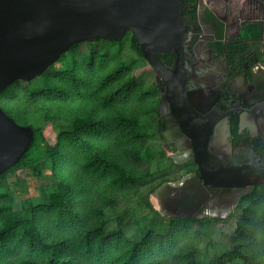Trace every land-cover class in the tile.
Instances as JSON below:
<instances>
[{
	"label": "trees",
	"instance_id": "1",
	"mask_svg": "<svg viewBox=\"0 0 264 264\" xmlns=\"http://www.w3.org/2000/svg\"><path fill=\"white\" fill-rule=\"evenodd\" d=\"M128 32L129 46L144 57ZM122 38L90 41L117 43ZM78 44L61 53V69L50 70L55 61L37 75L41 88L30 87L34 76L17 78L0 91L1 107L33 127L23 153L0 173V264H204L197 231L185 221L216 219L167 216L171 224H185L166 234L147 229L131 238L121 227L123 215L117 214L118 226L107 229V209L137 194L138 183L149 174L141 156L146 138L160 136L157 100L135 82L127 60L100 51L85 61L73 51ZM46 121L61 128L54 143L44 134ZM19 168L37 173L50 168L54 179L44 195L47 203L24 215L14 211L12 194L4 186L8 173ZM244 198L237 209L246 214L239 218L230 246L205 264H264V200L256 207ZM146 204L154 220L166 216L148 196Z\"/></svg>",
	"mask_w": 264,
	"mask_h": 264
},
{
	"label": "flooded vegetation",
	"instance_id": "2",
	"mask_svg": "<svg viewBox=\"0 0 264 264\" xmlns=\"http://www.w3.org/2000/svg\"><path fill=\"white\" fill-rule=\"evenodd\" d=\"M182 20L180 51L170 46L159 52L166 67L160 76L149 63L162 145L170 171L179 174L168 180L199 172L195 157L217 172L202 153L204 141L207 153L226 167L264 172V0H183ZM258 189L264 191V180L253 183L233 212ZM222 199L210 193L201 205L223 216L234 198Z\"/></svg>",
	"mask_w": 264,
	"mask_h": 264
},
{
	"label": "water",
	"instance_id": "3",
	"mask_svg": "<svg viewBox=\"0 0 264 264\" xmlns=\"http://www.w3.org/2000/svg\"><path fill=\"white\" fill-rule=\"evenodd\" d=\"M182 4L183 0H0V91L17 78L39 75L73 43L93 37L120 39L127 30L160 76L166 67L159 52L170 46L179 52L184 43ZM32 133V125L17 122L0 105V173L15 164ZM202 153L213 160L217 172L195 157L199 172L160 183L154 195L163 215L227 218L253 183L264 180V172L255 168L247 172L240 166L226 167L207 153L205 141ZM170 157L175 159L176 154ZM248 183L252 184L248 188L236 187ZM210 193L222 201L233 195L225 215H211L201 205Z\"/></svg>",
	"mask_w": 264,
	"mask_h": 264
},
{
	"label": "rangeland",
	"instance_id": "4",
	"mask_svg": "<svg viewBox=\"0 0 264 264\" xmlns=\"http://www.w3.org/2000/svg\"><path fill=\"white\" fill-rule=\"evenodd\" d=\"M129 34L128 32L117 43L104 44L102 40L81 41L73 51L85 61L93 53L100 55V51H104L115 58L127 60L129 63L128 68L134 74L135 82L138 85L141 84L145 91L151 92L155 96L151 66L148 60L138 55L129 46ZM103 45H105L104 48ZM62 66V61L58 60L50 67V70L57 71ZM30 87L41 88L42 77L36 76L32 79ZM43 130L47 139L54 143L57 141L61 128L55 121H46L43 123ZM159 147L164 149L161 137L158 134L150 135L146 138L143 147L146 154L141 156V166L146 168L149 174L138 183L139 192L137 194L120 199L113 209H107V229L113 230L114 227L118 226L117 214L123 215L121 227L124 233L131 238H140L146 233L147 229H152L153 234H166L169 230L179 229L187 223L193 228L192 230L197 231V235L200 238V262L208 263L213 258V255H222L224 249L230 246L231 240L237 232L238 220H244L246 212L241 216L243 211L238 208L230 217L211 221L187 219L185 223L179 221L180 223L171 224L170 218L167 216L154 220V212L146 204L147 196L154 207H159L158 199L154 195L155 189L153 190V188L161 180L176 178L179 175L178 173L172 174L170 171L172 168L171 160L168 158L165 149L163 153L159 152ZM53 180V173L50 168H45L41 173L24 168L9 172L4 186L12 194L14 211L18 215H24L29 212L32 206L47 203L44 195L52 189L51 183ZM253 194L254 196L245 197V201L248 204L255 201L256 207H260L257 205L262 203L260 199L264 200L263 191L258 189Z\"/></svg>",
	"mask_w": 264,
	"mask_h": 264
}]
</instances>
